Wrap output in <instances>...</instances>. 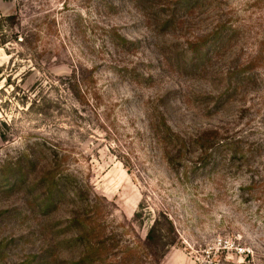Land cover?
Instances as JSON below:
<instances>
[{
	"label": "rangeland",
	"instance_id": "1",
	"mask_svg": "<svg viewBox=\"0 0 264 264\" xmlns=\"http://www.w3.org/2000/svg\"><path fill=\"white\" fill-rule=\"evenodd\" d=\"M22 263L264 264V0H0V264Z\"/></svg>",
	"mask_w": 264,
	"mask_h": 264
},
{
	"label": "trees",
	"instance_id": "2",
	"mask_svg": "<svg viewBox=\"0 0 264 264\" xmlns=\"http://www.w3.org/2000/svg\"><path fill=\"white\" fill-rule=\"evenodd\" d=\"M12 17V16H11ZM10 17V18H11ZM162 125L166 130L164 132H172L170 126L167 124L164 118H162ZM18 165L20 164V161L17 162ZM14 181L12 184V187L15 186L17 187L20 178L19 177H14ZM8 185V183H7ZM9 186V185H8ZM140 214L137 215L139 217ZM160 218H163L165 220V225L161 223ZM78 219H75L74 221H77ZM176 243V229L174 226L173 221L165 214V213H160L153 221L151 226L148 228L146 238L144 241V244L149 250L151 254V259L154 262L160 261L168 252V247L170 245H174ZM24 264V263H22Z\"/></svg>",
	"mask_w": 264,
	"mask_h": 264
}]
</instances>
